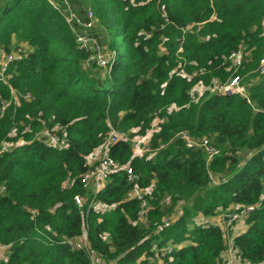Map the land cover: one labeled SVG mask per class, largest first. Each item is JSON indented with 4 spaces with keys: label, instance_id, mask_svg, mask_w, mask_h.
Masks as SVG:
<instances>
[{
    "label": "trees",
    "instance_id": "obj_1",
    "mask_svg": "<svg viewBox=\"0 0 264 264\" xmlns=\"http://www.w3.org/2000/svg\"><path fill=\"white\" fill-rule=\"evenodd\" d=\"M52 1L59 7L0 0V49L13 40L30 48L0 78V264H91L90 252L107 264H227L230 237L240 264H264V0H67L77 24L92 9L98 28L90 36L106 63L86 66L97 52L79 48L83 29ZM234 74L247 96L210 92ZM154 118L147 155L123 139L109 149L132 174H111L95 196L84 189L87 157L110 129L146 135ZM55 127L61 148L38 136ZM181 133L209 137L218 155L207 163ZM135 186L149 188L143 213ZM89 200L112 209L97 214ZM244 206L252 210L235 236L193 222ZM83 233L89 249L68 244Z\"/></svg>",
    "mask_w": 264,
    "mask_h": 264
},
{
    "label": "built area",
    "instance_id": "obj_2",
    "mask_svg": "<svg viewBox=\"0 0 264 264\" xmlns=\"http://www.w3.org/2000/svg\"><path fill=\"white\" fill-rule=\"evenodd\" d=\"M64 3V8L62 10V12L67 11L68 15L66 16V20L67 22L71 23V16L72 14L75 15L71 10H70V6L67 3V0H62ZM54 7H56L55 4H53ZM70 16V17H68ZM81 25V28L83 29V31L89 36L86 38H79L78 40V45L79 48L85 49L87 50L89 47H92L94 51L97 52V55L95 57L90 56L86 62L84 63V66H86L88 64V60L89 59H97V63L98 65H102L105 63L104 58L102 57V55L98 52L99 50V43L97 41L96 38H94L93 36L91 37V29L93 26V13H92V9H88L86 11V20L81 22L79 20L78 22ZM16 50V49H15ZM20 52V50H18L17 52H11V50H9L8 52L0 49V55L2 56L1 60H0V73L3 72L11 62L21 59V58H16L17 55L20 56H26V53L24 52V50H22L20 52V54H18ZM92 57V58H91ZM230 61L232 63V68H233V73H235L237 71V69L239 68V66L241 65V51L240 49H238L235 52H232L230 54ZM264 72V59L261 60V66H260V73ZM2 79V78H1ZM198 88H194V92H197ZM211 91L214 94H217L219 96L223 95V94H231V93H239V94H244V88L243 86L240 84V79L239 77L234 74L227 83L225 84H214V86L211 88ZM157 129V124L156 126L152 123L149 132L146 135H133L131 137H129L127 134H122L119 133L117 131H110L107 135V137L105 138V140L103 141V143L99 146L98 149H100L101 151V156L99 158V160H97L95 163L93 164H89L88 161V165L89 168L86 170V172L82 175V185L84 187V189H88L92 191V195L95 196L100 190H102L105 181L109 178V176L111 174L117 173L119 172V170L123 169L126 171L127 174L131 175L132 171L131 168L124 164L121 165L118 162L114 161L109 154V149L111 147V145L113 143H115L118 139H123L124 141H126L129 146L130 149L132 151L133 154H139V155H143L144 151H143V147L146 143V141H148V135L149 133L155 131ZM43 138H46L48 140H50V142L54 141L55 139H57L56 134L53 131H46L44 136H41ZM179 138L182 139L185 142V145L187 148H199L202 150L204 157L206 159V162L208 163L209 161H211L214 156L218 155L219 153V148L216 147L211 139L209 137H202V138H191L189 137L186 133H181L179 135ZM49 146H56V145H49ZM97 149V150H98ZM93 154V153H92ZM91 154V155H92ZM91 155H89L88 157H90ZM88 159V158H87ZM4 190V186L1 185L0 186V192H2ZM149 192V188L147 189H139L136 186L133 188V190L130 193V197L135 198L137 200H143L140 202V208L142 209L141 212L143 213L147 207L148 204L146 201H144L143 196L145 194H148ZM87 199L84 196H75L74 197V203L81 207L82 204L86 201ZM181 202H179L178 204H180ZM89 207H91L95 213H104L110 209H112L111 206H107L104 203H100V202H95L94 200H89ZM237 211H231L229 214H227L226 219L228 220V226H230L231 224H235L238 222V220L243 216V215H247L248 212H250L252 210L251 206L248 207H239V209H236ZM32 213H35L34 210H32ZM241 213V215H240ZM235 215H240L239 218L233 220ZM224 216V217H225ZM244 218V217H242ZM226 229H230L229 227H227ZM81 238L83 240V244L82 246L80 245H75L74 243L76 242L77 239ZM232 237H230V239L228 240L229 242H227V249L225 252L228 253L229 250V255H230V259L228 258V263L227 264H240V258H239V254L237 249L233 248V244L231 242ZM68 244L76 249H82V248H88V243H87V238L85 233H83L80 237L76 238V239H68L67 240ZM1 248L3 246H0ZM164 252L166 251L165 249L163 250ZM233 251H235L236 254H233ZM238 256V257H237ZM236 258V259H235ZM237 260V262H236ZM90 261L91 264H102V258L94 253V252H90Z\"/></svg>",
    "mask_w": 264,
    "mask_h": 264
},
{
    "label": "rangeland",
    "instance_id": "obj_3",
    "mask_svg": "<svg viewBox=\"0 0 264 264\" xmlns=\"http://www.w3.org/2000/svg\"><path fill=\"white\" fill-rule=\"evenodd\" d=\"M59 6H57V8H58ZM75 14V13H74ZM68 17H70V16H68ZM72 18H71V23L73 24H75V30H79V27H81V25L79 26L78 24H77V22H76V17H75V15H73L72 14V16H71ZM97 31H98V28H97V26H96V23L94 24V26H93V28H92V30H91V33L92 34H95V33H97ZM105 48V47H104ZM104 48H102L101 47V53H102V51L103 52H105V54H106V59H109V57H111V53L110 52H107L106 51V48L104 49ZM16 49V50H15ZM104 49V50H103ZM10 50H11V52H17L18 50H20V52L22 51V50H24V52L26 53V55L28 54V52H29V50H30V48H29V46H28V44L26 43V42H16L15 40H13L12 41V43H11V47H10ZM241 51V53L243 52V49H241L240 50ZM20 52L18 53V54H20ZM246 54V52L244 53V55ZM23 57H25V56H23ZM22 56H20V55H17L16 56V58H23ZM210 92H212V91H210ZM244 93L245 94H247V92L246 91H244ZM212 94H214L213 92H212ZM13 100H14V102L15 103H17L18 102V100H17V96L14 94L13 95ZM157 121H158V119H154L153 120V124L156 126V124H157ZM59 128L58 127H55L52 131L56 134V136L57 137H59L60 138V141L58 142H56L57 144H56V146L55 147H57V148H61L62 146H64V138H61L58 134H57V130H58ZM46 131H49V130H44V131H42L41 133H39L38 134V136H44V134H45V132ZM6 145H9V143H7V144H5L4 146H6ZM143 151H144V155H147L148 153H149V148H148V141H146V143H145V145H144V147H143ZM100 156H101V151H100V149H96L94 152H93V154L90 156V157H87L88 159H87V161H88V163L89 164H93V163H95L97 160H99V158H100ZM233 209H239L238 207H233ZM178 211L179 210H176V214L178 213ZM230 213V212H229ZM229 213H225L224 215H226L227 216V214H229ZM224 215L223 214H220V220H218V219H216V217L217 216H215V217H213L212 219H203L202 218V216L200 215V214H198V215H196L194 218H193V222H195V223H200V222H205V221H209V222H211V223H213V224H220V226H221V228L223 229V230H226V228L227 227H229L230 228V232L233 234V236H235V235H237V233H242V232H244L245 230H246V228H245V225H244V220H245V218H246V216L247 215H243L242 217H244V218H240L239 220L237 219V218H239L240 217V215H241V213H240V215L238 216V215H235L234 216V218H233V220H235V219H237L238 220V222L237 223H235V224H231L230 226H228V220L226 219V216L224 217ZM178 215H175L173 218H175V217H177ZM219 216V215H218ZM143 219L141 218V222L143 223ZM145 222V221H144ZM191 225V222H188V226H190ZM75 245H80V246H82V244H83V240L81 239V238H79V239H77L76 240V242L74 243ZM6 252V248L5 247H0V259L1 258H4L3 256H4V253ZM233 254H236L235 253V251H233ZM226 256H228L229 257V259H230V255H229V250H228V253L227 252H224L223 254H222V258L225 260V257ZM238 257V256H237ZM236 259V258H235ZM236 262H237V260H236ZM102 264H107L106 262H104V261H102Z\"/></svg>",
    "mask_w": 264,
    "mask_h": 264
},
{
    "label": "bare ground",
    "instance_id": "obj_4",
    "mask_svg": "<svg viewBox=\"0 0 264 264\" xmlns=\"http://www.w3.org/2000/svg\"><path fill=\"white\" fill-rule=\"evenodd\" d=\"M52 5L54 4V2L52 1V0H48ZM53 7H54V5H53ZM54 8H57V5H56V7H54ZM83 33L82 34H77L76 35V42L78 43V40H79V38H86V37H89L84 31H82ZM2 57V56H1ZM111 57H109V59H110ZM108 59V60H109ZM106 63V62H105ZM104 63V64H105ZM103 65V64H102ZM6 70V69H5ZM5 70L3 71V72H1L0 73V78H4V72H5ZM229 81V80H228ZM228 81H226V82H224V83H221V82H219L218 80H214L213 82H212V87L214 86V84H217V85H219V84H225V83H227ZM212 87H210V89L212 88ZM196 88H198V89H201L202 88V86H197ZM242 95V94H241ZM243 96H247L245 93L243 94ZM157 118V117H156ZM156 118H154V119H156ZM153 119V120H154ZM110 131H116L115 129H113V128H111L110 129ZM109 131V132H110ZM118 132V131H117ZM120 133V132H119ZM122 134H124V133H122ZM59 142L60 141V138L59 137H57V139H55L54 141H52V142H50V140H48V139H46V138H43L42 137V142L45 144V145H56L57 143L56 142ZM65 245V244H64Z\"/></svg>",
    "mask_w": 264,
    "mask_h": 264
},
{
    "label": "crops",
    "instance_id": "obj_5",
    "mask_svg": "<svg viewBox=\"0 0 264 264\" xmlns=\"http://www.w3.org/2000/svg\"><path fill=\"white\" fill-rule=\"evenodd\" d=\"M211 219H212V218H211ZM216 219L220 220L219 216H217ZM239 233H240V232H239ZM237 234H238V233H237ZM232 235H233V234H232ZM5 248H6V247H5ZM7 252H8V251H7V248H6V252L4 253V256H3L4 258H6V254H7Z\"/></svg>",
    "mask_w": 264,
    "mask_h": 264
}]
</instances>
